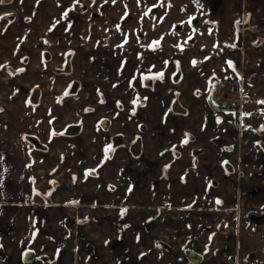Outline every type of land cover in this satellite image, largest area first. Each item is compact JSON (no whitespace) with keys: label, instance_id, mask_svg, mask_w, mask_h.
<instances>
[{"label":"crops","instance_id":"1","mask_svg":"<svg viewBox=\"0 0 264 264\" xmlns=\"http://www.w3.org/2000/svg\"><path fill=\"white\" fill-rule=\"evenodd\" d=\"M76 1L0 3V107L9 112L0 116V264H24L27 251L31 264H191L187 251L199 264H235L232 208L253 209L251 189L263 167L264 44L257 42L264 35L237 27L203 53L174 35L164 40L176 41L172 47L150 50L133 37L122 46L91 41L93 48L83 24L70 18ZM257 25L264 27V15ZM43 45L52 67L72 52L70 75L44 68ZM144 77L154 78L152 88ZM212 77L240 80L239 112L212 107ZM73 81L77 94L65 95ZM34 86L42 88L37 107L25 92ZM174 101L186 116L172 113ZM77 124L78 136L63 135ZM25 135L47 151L34 150ZM115 137L121 144L105 159ZM196 151L200 167L191 166ZM225 165L244 172L238 184L226 180Z\"/></svg>","mask_w":264,"mask_h":264},{"label":"flooded vegetation","instance_id":"2","mask_svg":"<svg viewBox=\"0 0 264 264\" xmlns=\"http://www.w3.org/2000/svg\"><path fill=\"white\" fill-rule=\"evenodd\" d=\"M81 1L82 0H77L72 6L73 13L70 15V18L74 22L80 21L82 23V21L84 20V18H82L81 15L85 14L87 9H83L81 7V4H82ZM207 4L209 5L210 9H178L179 12L182 13L181 16H177L178 12H174L173 9H170L169 7H168V9H155V10H158L162 14V17H160L159 23L165 22L163 20H165L166 18L169 19V17H170V19H173L175 21H179V23L177 25H175V27L174 26L170 27V29L168 31H165V30L161 31V28H159L158 30H159L160 34H156V32H154V34H148V33L143 34L142 32L144 31V26H142V22L140 21V28L137 29V27L133 26L134 25V22H133L134 17L132 15V13L128 10L125 11L124 9H111L112 11L109 12V14H106V18H104V19H107V21L105 20L104 22H103V16H104V13H106V12H105V10L102 9L100 11L99 16L95 17L94 14H91L90 20H91V24L94 25V31H93L94 34L97 33L99 35H103V33H100L96 30L102 29L101 28L102 25L105 26V28H106L105 33L106 34L101 36L100 39H98V40H106L107 44L116 43L120 46H122L124 44L126 45V44H129L130 42H132L133 41L132 38L134 37L136 40H138V42H140L139 44H141L142 42H146L148 40L147 48L150 50H153V49L160 48L161 45L163 44L165 38H168V37L170 38L171 36L174 35V36H177L178 38L182 39V40L180 39L181 45L184 44V42H187V41L192 42V40H193V44L192 43L191 44L194 46H190V48H192L194 52L196 51V52L203 53L207 49L208 45L211 44L212 42H213L211 44L212 48L217 49L218 40H220L221 36L223 35L220 27H218L217 29H212V31H210V27H209L210 24L213 25V23H211V20H210L211 19V17H210L211 12L210 11L219 12L221 10V9H217L218 7H220V0H213L212 2L207 3ZM158 11H157L156 15L158 14ZM139 12L141 15L142 14L141 9H139ZM187 12H190V14L187 15L188 14ZM146 13L147 12H143V15L145 16ZM108 15H109V17H107ZM149 15L150 14H148V13L146 14L147 18H150ZM118 17H119V19L117 20ZM12 20H13V17L8 18V21H12ZM189 23H191V24H189ZM218 26L222 27L223 25H222V23H219ZM249 27H250L249 24L239 23L238 30L244 29V28L247 29ZM149 35H151L153 37L148 38ZM91 41H94V40L92 39L89 42H91ZM94 42H96V41H94ZM154 42H158V43H154ZM257 45L259 46L260 44H257ZM228 46H229V44H228ZM194 47L196 49H194ZM72 56L73 55H72L71 51H69L67 54L63 53V55L61 57L60 64L55 66V67H52L51 63L53 62V56L50 54V52L48 50V45H43V51L41 52V60L44 64V68L47 71L52 72L57 76H65V75H70L72 73V65H71ZM20 62H21L22 66H26L29 63V58L27 56H22ZM17 71H20V70H13L12 69V70H8L7 72L9 74H15V73H17ZM177 76H179V69H177L176 72L173 74V77L175 79L177 78ZM144 78H147V77H144ZM150 78H153V77H150ZM153 80H154V78H153ZM226 81H238V83H239L238 92H236V93L233 92L232 87L230 85L224 83L225 80H218L215 77H212L209 80L210 90L207 94L208 101L211 103L213 108H216V110H227V111L239 112L242 108V105H243V100L241 99V96L239 94V92H240V80L235 79V80H226ZM75 87L76 88L78 87L76 93L71 94L70 93L71 90H73ZM144 88H146V87H144ZM148 89H150V88H148ZM78 90H79L78 82L73 81L71 83L70 89L68 91L69 96L76 95ZM216 90H220L221 92H223V95L225 98L229 94L232 97H234L238 101L237 107L235 106L233 109H225V108H222L221 106H219L218 104L213 103L211 101V96ZM25 92L27 95V103L32 107L39 106L40 100H41L42 88L40 86H34L29 91H25ZM35 97H37V102L31 103V101L32 102L34 101ZM30 99H31V101H30ZM174 102H177V101H174ZM136 107L137 108L141 107V100H139V102L136 104ZM181 109H183V108L181 107ZM87 110L90 111V109H87ZM171 111H172V104H171ZM172 113H173V111H172ZM173 114H175V113H173ZM186 114H187V112L185 111V114H175V115L186 116ZM8 115H9V112L0 107L1 119L2 120L5 119ZM102 122H107V121H102ZM101 123H100V126H101ZM71 126H80V125L77 124V125H71ZM67 127H69V126H67ZM107 127H108V123H107ZM65 129L63 131L64 136H66L64 133ZM80 129H81V127H80ZM25 136H29V137H33V138L37 139L39 144L45 148L44 151H38V150H36V151L41 152V153H44L47 151V147L43 143H41L36 136H34V135H25ZM24 137H23V139H24ZM74 137H76V136H74ZM24 141H25V139H24ZM27 144L30 145L29 143H27ZM120 144H121V138L120 137L113 138L111 145H110L111 150L109 152L114 151L117 147H119ZM139 146H140L139 140H136L132 143L131 153L133 155H135V156L138 155L137 152H138ZM197 156H198V151L193 153L194 162L191 163V166H194V167L199 166L200 167V164L197 162V159H196ZM228 166H230V165H228ZM236 173H238V172L234 171L233 168H232V172H227L225 169L226 180H230V182H232L231 177H233L232 175H234ZM239 180L237 182H233V183L238 184ZM52 193H53V191H52ZM232 209L236 215L235 220H237V217L239 215L241 208H240V206H238L236 204ZM249 214H251V213H248L246 215V221H247V217ZM254 214H256V213H254ZM261 214H264V213H261ZM247 222L249 224H252L249 221H247ZM252 225H254V224H252ZM254 226H256V225H254ZM263 226H261V227H263ZM261 227H258V228H261ZM201 260H202V258H201Z\"/></svg>","mask_w":264,"mask_h":264},{"label":"rangeland","instance_id":"3","mask_svg":"<svg viewBox=\"0 0 264 264\" xmlns=\"http://www.w3.org/2000/svg\"><path fill=\"white\" fill-rule=\"evenodd\" d=\"M212 1L213 0H82L81 7L83 9H87L86 13L81 15L82 18H84L82 21L84 38L88 41V47L92 46L94 48L96 46L94 43L97 41H93L94 43L89 44L90 39H94L96 36H99L93 32L94 25L91 24L90 15L94 14L95 17L99 16L102 9L106 12L103 16V22L105 20L107 21V19L104 18H106V14H109V12L112 11L111 9H124L125 11L128 10L132 13L134 17L133 26L137 27V29L140 28V21L142 22V26H144V31L142 32L143 34H154V32H156V34H160L158 30L159 28H161V31H168L170 27H175L179 21H175L169 17V19L166 18L163 20L165 22L159 23L162 14L155 9H168L169 7L170 9H173L174 12H178L177 16H181L182 13H180L178 9H210L207 3ZM139 9H141V15ZM217 9L221 10L219 12L210 11V20L214 26L210 24L209 27L210 31L220 27L223 33L221 36L222 41L230 37L229 31L235 32V28L238 27L239 23L253 25V28H251L253 31H257L259 35H264V27L257 25L259 18L264 15V0H220V7ZM157 11L158 14L156 15ZM143 12L150 14V18H147L146 14L144 16ZM187 13V15L190 14V12ZM107 17H109V15ZM118 19L119 17L117 20ZM219 23H222L223 26H218ZM101 28L102 29L96 31L105 35V26L102 25ZM261 37L262 38H259V41L264 44V36ZM146 42L148 43V40ZM175 43L177 42H163V45L164 47H172L174 46L172 44ZM191 43L193 44V40L192 42H184V45L188 47L194 46ZM96 44L99 48H101L104 47L107 42L106 40H98ZM224 44L231 45L230 42ZM217 45H219V43H217ZM194 49L196 48L194 47ZM260 99L264 100V96H260ZM260 130L261 129H258L257 131L259 136L257 139V161L259 166L261 165L263 167L258 169V173L256 175L257 185L251 189L252 200L256 201V205L252 210L243 211V209H241L237 217L234 231L232 232V249L234 251L235 264H264V226L258 228L246 221V215L248 213H264V134ZM234 171L236 170L234 169ZM237 172L238 173L232 175L234 178L230 176L232 182H237L245 175L242 171Z\"/></svg>","mask_w":264,"mask_h":264},{"label":"water","instance_id":"4","mask_svg":"<svg viewBox=\"0 0 264 264\" xmlns=\"http://www.w3.org/2000/svg\"><path fill=\"white\" fill-rule=\"evenodd\" d=\"M153 82H154L153 78H150V77L144 78L143 79V86L146 88H152ZM77 89H78V87L77 88L75 87L73 90H71L70 93L75 94ZM30 101H31V99H30ZM36 102H37V97H35L33 102L31 101V103H36ZM172 111L175 114H185V111L183 109H181V107L178 105L177 102L172 103ZM101 127H103L104 129L107 128V122H102ZM79 132H80V126H69L65 129L64 133L68 137H74V136H77L79 134ZM24 139L35 150H38V151H44L45 150V148L39 144L37 139H35L33 137H29V136H25ZM225 169L227 172H232V168L228 165H225ZM247 221L256 225L257 227H261L264 225V214L258 215V214L251 213L248 215ZM186 256H187L188 261L191 264H199L201 262V257L192 251L186 252ZM22 260H23L24 264H31L34 262L35 256L32 252L27 251L24 253ZM41 260L43 262H47L46 258H41Z\"/></svg>","mask_w":264,"mask_h":264},{"label":"built area","instance_id":"5","mask_svg":"<svg viewBox=\"0 0 264 264\" xmlns=\"http://www.w3.org/2000/svg\"><path fill=\"white\" fill-rule=\"evenodd\" d=\"M211 101L225 109H233L235 106L237 107L238 104V101L230 94L225 98L223 92H221L220 90H216L212 94Z\"/></svg>","mask_w":264,"mask_h":264},{"label":"snow or ice","instance_id":"6","mask_svg":"<svg viewBox=\"0 0 264 264\" xmlns=\"http://www.w3.org/2000/svg\"><path fill=\"white\" fill-rule=\"evenodd\" d=\"M4 2V0H0V3H3ZM150 11V10H149ZM67 12H65L63 15L66 17L67 16ZM147 14V13H146ZM154 43H158V42H154ZM196 62L195 61H193V64H195ZM229 65L231 66V62H229ZM161 77L163 76V73H160L159 74ZM68 93L67 92H65V95H67ZM146 99V98H145ZM137 103V101H133V104L135 105ZM261 103H264V102H261ZM184 143H187V139H185V141H184ZM111 150V148H110V146H108V147H106L105 148V159H107L108 158V152ZM87 175V174H86ZM0 183H2V180H0ZM217 203L219 204L220 203V201L219 200H217ZM126 211V209H122V211H121V215H123V213Z\"/></svg>","mask_w":264,"mask_h":264},{"label":"trees","instance_id":"7","mask_svg":"<svg viewBox=\"0 0 264 264\" xmlns=\"http://www.w3.org/2000/svg\"><path fill=\"white\" fill-rule=\"evenodd\" d=\"M257 43L260 44L261 41H258ZM224 83L230 85L232 87L233 92H235V93L238 92V90H239V83H238V81H225ZM52 191H53V189L51 188V190L46 195H44V197L47 200L49 199Z\"/></svg>","mask_w":264,"mask_h":264}]
</instances>
